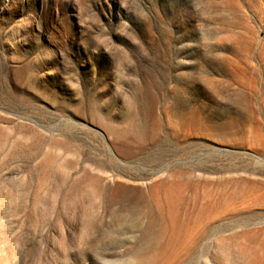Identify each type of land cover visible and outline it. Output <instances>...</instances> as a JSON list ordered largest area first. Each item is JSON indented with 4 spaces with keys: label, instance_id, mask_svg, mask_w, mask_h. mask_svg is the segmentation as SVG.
Here are the masks:
<instances>
[{
    "label": "rangeland",
    "instance_id": "obj_1",
    "mask_svg": "<svg viewBox=\"0 0 264 264\" xmlns=\"http://www.w3.org/2000/svg\"><path fill=\"white\" fill-rule=\"evenodd\" d=\"M0 264H264V0H0Z\"/></svg>",
    "mask_w": 264,
    "mask_h": 264
}]
</instances>
